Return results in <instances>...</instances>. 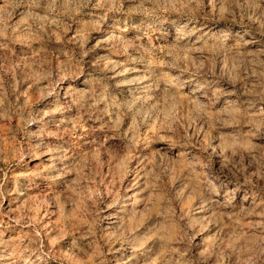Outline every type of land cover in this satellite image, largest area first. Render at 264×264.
<instances>
[{
  "label": "rangeland",
  "instance_id": "obj_1",
  "mask_svg": "<svg viewBox=\"0 0 264 264\" xmlns=\"http://www.w3.org/2000/svg\"><path fill=\"white\" fill-rule=\"evenodd\" d=\"M0 264H264V0H0Z\"/></svg>",
  "mask_w": 264,
  "mask_h": 264
}]
</instances>
